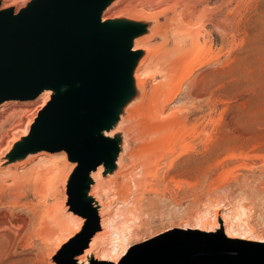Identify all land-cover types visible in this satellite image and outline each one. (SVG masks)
<instances>
[{
    "label": "bare ground",
    "instance_id": "6f19581e",
    "mask_svg": "<svg viewBox=\"0 0 264 264\" xmlns=\"http://www.w3.org/2000/svg\"><path fill=\"white\" fill-rule=\"evenodd\" d=\"M19 1H23L21 3L23 6L26 0H0L1 8L12 7ZM142 1L147 7L130 6L133 0H117L104 14V19L124 16L134 20L150 21L152 26L149 35L136 40L134 46V49L143 50L145 56L134 75L139 96L126 108L116 130L119 131L128 121L130 122L126 127L127 136L123 137V151L118 159V170L113 176L117 177V180L102 178L101 167L92 175L94 185L91 195L98 206L102 232L91 240L83 255L76 258L83 264L88 262L90 255L98 261L114 264L120 261L131 246L133 235L136 234L137 230H134L136 228L132 225L139 224L145 212L155 210L158 204L156 197H166L165 194L170 191V186L177 189L183 187L180 182L182 178L201 168L207 160H210L211 165L212 160L219 155L221 148L223 149L224 142L221 146V138L225 137L223 135H226L227 130L230 131L233 123L234 117L226 122L224 113L221 112L220 116L216 115L221 102L218 96L221 93L216 94L215 86L222 80L221 70L229 69L228 63L232 61L237 35L236 23L239 11L237 8L239 5L247 4L246 0H219L213 15L209 14L207 9H203L202 12L197 11L196 6L190 10L193 0H165V6L162 5L163 7L160 8L158 0ZM206 18L209 19L213 31L220 37L219 48H215L213 32L204 26ZM168 39L169 45L165 46ZM222 53L227 55L224 61L221 58ZM212 66H215L216 74L201 72ZM218 87H222V84ZM180 96L187 103L197 102V105L169 109L176 104ZM48 99L49 93H45L33 103H6L0 106V132L10 124L12 118L22 119L36 109L27 128L26 123L23 125L18 123L12 129L10 127L12 132L15 131L12 137L7 133L0 137L2 141L7 136L9 141L7 146L0 145V154L8 153L13 142L19 137L16 136L17 134L27 135L37 112L45 106ZM223 102L226 104L225 101L221 104ZM227 107L231 108L229 105ZM230 136L232 137V134ZM230 136L227 135V140L228 137L231 138ZM129 138L136 145L127 154L130 148ZM66 166L64 155L40 153L17 163L8 162L4 156L0 158V194L7 193L20 197L34 189L36 193L42 195V198L48 195L51 203L46 207L42 234L45 242L54 239L58 250L66 240L79 233L83 224L82 219L67 212L63 207L66 181L74 168V165H69L67 168ZM159 183L164 186L162 190L157 187ZM227 207L225 211L229 210ZM229 212L220 215L211 214L210 226L226 221L212 228L217 232L223 229L224 234L226 235L227 232L229 236L248 234V231L243 232L239 215ZM229 236L226 235L230 238Z\"/></svg>",
    "mask_w": 264,
    "mask_h": 264
},
{
    "label": "water",
    "instance_id": "95a60500",
    "mask_svg": "<svg viewBox=\"0 0 264 264\" xmlns=\"http://www.w3.org/2000/svg\"><path fill=\"white\" fill-rule=\"evenodd\" d=\"M116 1L26 0L5 9L0 3V106L33 103L49 93L27 135L4 157L17 163L40 153L64 155L66 168L74 165L63 207L83 224L63 243L59 264H83L76 258L102 232L92 175L101 167L102 178L114 180L124 137L116 130L139 96L134 75L145 52L134 46L152 23L104 19ZM223 237L222 229L203 232L197 244L149 240L116 264H256L225 258ZM86 264L114 263L90 255Z\"/></svg>",
    "mask_w": 264,
    "mask_h": 264
},
{
    "label": "rangeland",
    "instance_id": "374dc122",
    "mask_svg": "<svg viewBox=\"0 0 264 264\" xmlns=\"http://www.w3.org/2000/svg\"><path fill=\"white\" fill-rule=\"evenodd\" d=\"M193 1L190 4V10L196 6L197 11L201 10L199 12H202L203 9H207L208 13L212 15L216 12L215 9L219 2V0ZM21 2L23 3V1ZM142 2V0H133L129 5L147 7L146 3ZM164 2L165 0H158L159 8L164 5ZM206 3L207 6H205ZM245 3L237 8L239 11L237 12V35L232 52L233 59L231 58L232 61L228 63L229 69L221 70L220 79L222 78V80L218 82L219 84L217 83L218 85L216 84L217 87L222 84L224 88L218 87L219 90H217L215 86L217 95L226 93L218 96V99L221 102L225 101L226 104L219 103L216 115L220 116L221 112L224 113L226 122L234 117L230 131L227 130L226 135H223L226 139L223 136L221 138V146L224 142L227 148L223 145V149L221 148L219 155L212 160L211 165L210 160H207L201 168L182 178L183 180L180 181L182 189L170 186L171 195L169 191L165 194L166 197H156L158 204L155 210L145 212L140 225L138 223L132 225L133 228H136L134 230H137L135 231L137 235H133L132 244L126 253L132 246H138L158 238H167L178 243L197 244L196 239H199L203 232H212L215 226L222 222L226 223V221H222L212 228L209 224L211 214L220 215L231 211L233 214L239 215V223L244 228L243 232L248 231V234H239L236 237L229 236L226 232L230 238L223 237L224 252L222 251V255L225 258L230 256L247 263H264V0H246ZM181 7L183 12V6L181 5ZM238 22L241 24L239 23V25ZM204 26L213 32L215 48H219L220 37L213 31L208 18H206ZM244 34H247V37ZM168 45L169 39L165 46ZM226 56L225 53L224 55L222 53L223 61ZM215 69V66L207 67L201 72L216 74ZM225 96L230 103L226 101ZM175 103L177 105L173 104L169 109L197 105V102L187 103L182 96ZM228 105L229 108L231 106L230 109H228ZM35 110L22 119L12 118L10 124L0 132V137L5 133L12 137L15 131L12 132L11 129L18 123L22 125L26 123L27 128ZM223 110L225 111L223 112ZM227 111H230L231 114ZM129 125L128 121L125 126L120 128L125 137L127 136L126 127ZM232 128L234 129L232 130ZM227 135L231 137H228V140L231 139L229 142ZM16 136H19L16 138L17 140L21 135L17 134ZM6 137L0 141L1 146L5 144L7 146L9 141ZM129 141L130 148L127 154L136 145L131 138ZM6 154V152L0 154V158ZM125 162L128 163V161ZM207 163L209 164L206 166ZM114 180H117V177H114ZM157 187L162 190L164 186L159 183ZM31 190L20 197L7 193L0 194V264H59V252L63 244L58 250L54 239L45 242L42 234L46 207H49L51 201L48 195L42 198L41 194L36 193L34 189ZM225 207L229 210L225 211ZM201 216L202 218H200ZM48 219L50 220V218ZM52 251L53 253H50Z\"/></svg>",
    "mask_w": 264,
    "mask_h": 264
}]
</instances>
